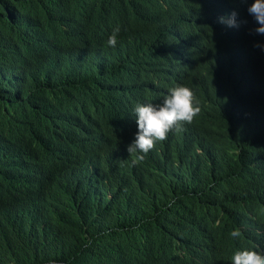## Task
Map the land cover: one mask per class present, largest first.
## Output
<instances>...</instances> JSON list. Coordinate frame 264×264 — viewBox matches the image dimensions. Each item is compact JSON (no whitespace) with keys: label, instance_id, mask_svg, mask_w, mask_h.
Masks as SVG:
<instances>
[{"label":"trees","instance_id":"obj_1","mask_svg":"<svg viewBox=\"0 0 264 264\" xmlns=\"http://www.w3.org/2000/svg\"><path fill=\"white\" fill-rule=\"evenodd\" d=\"M252 3L0 0V264H182L202 250L199 264H223L233 243L264 250V34ZM164 69L197 91L219 137L174 165L117 163L108 150ZM82 162L113 176L72 212L54 182Z\"/></svg>","mask_w":264,"mask_h":264},{"label":"clouds","instance_id":"obj_2","mask_svg":"<svg viewBox=\"0 0 264 264\" xmlns=\"http://www.w3.org/2000/svg\"><path fill=\"white\" fill-rule=\"evenodd\" d=\"M248 12L262 25L255 31L264 34V0H254ZM235 15L232 13L227 20L230 27L235 26ZM221 22H225L224 18H221ZM119 32V27H116L112 34L105 37L104 52H98L103 63L114 62L109 53L117 44ZM207 35L215 36L216 29ZM201 39L197 46L202 44ZM181 75L172 73L169 69L152 74L158 91L146 93L142 100L132 105L131 129L124 131L119 145L108 150L117 163L137 166L145 162L154 169L160 168L165 161L174 165L188 151L197 152L200 141L219 137L212 116H205L200 120L203 106L197 97V91L178 82ZM111 176L113 169L109 164L92 168L86 162L75 163L56 177L54 193L63 207L74 212L92 201V182ZM240 235L239 230L230 233L232 238H239ZM202 251L183 259L182 264H199L209 254L207 252L200 255ZM223 264H264V250L245 248L240 243H233L225 254Z\"/></svg>","mask_w":264,"mask_h":264}]
</instances>
